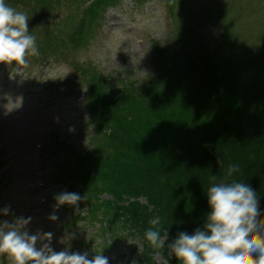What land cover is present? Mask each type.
<instances>
[{
	"label": "rangeland",
	"instance_id": "obj_1",
	"mask_svg": "<svg viewBox=\"0 0 264 264\" xmlns=\"http://www.w3.org/2000/svg\"><path fill=\"white\" fill-rule=\"evenodd\" d=\"M5 3L29 17V33L36 37V44L56 47H45L39 56L28 57L29 66L19 71L15 64H0V209L10 206L8 215L0 213V221L31 216L30 234L37 230L52 232L54 251L67 249L70 254L87 253L89 258L100 252L109 264H137L141 250L145 249L137 230L112 240V236H107L111 233L97 221L73 222L69 205L54 209V197L63 189L58 190L60 185L46 177L55 173V164L65 167L82 149V153L87 150L90 155L89 165L84 168H101L102 159L107 156L104 154L112 144L107 131L113 129L115 137L124 136V124L102 128L100 117L96 119L98 128L87 124L82 84L85 80L90 85L88 73L94 74L99 76L97 89L104 86L103 91L107 92L113 88L119 94L123 83L126 94L110 97L107 103H118L119 113L130 112L138 120H151L156 112L184 110L189 115L184 119L183 127L187 129L204 117H213V121L230 117L236 113L231 110L234 105L240 106L236 117H250L249 122L255 116L264 119V0H171L173 16L168 14L163 0H117L100 13L94 35L78 42H68L65 30L69 26H65L82 15V0H48L41 11L26 10L27 6L17 0ZM185 26L189 32H183L184 62L170 60V65L164 67V59L160 58L168 54H152L155 42H169L172 31L181 32ZM220 30L226 37L229 53L222 55L221 65L215 66L210 58L221 56L216 51H224L225 46L219 40ZM57 46L62 56L54 58L59 51ZM215 47L203 56L205 50ZM178 64L190 68L187 72L183 71L186 68L176 70ZM10 74H14L12 79ZM147 89L150 93H145ZM196 90L201 95H194ZM92 100L95 111L102 115V107L97 106L100 101L95 95ZM121 117L120 113V120ZM58 141L63 145L48 150V143ZM115 147L118 150V145ZM147 157L134 151L136 162ZM93 182L97 185L98 180L93 177ZM2 184L9 205L3 199ZM100 197L114 200L109 193ZM137 199L144 201L140 196ZM79 209L84 213L85 205ZM52 214L58 219L49 220ZM149 248L152 259L164 264L162 254ZM0 264L12 262L7 256H0Z\"/></svg>",
	"mask_w": 264,
	"mask_h": 264
},
{
	"label": "trees",
	"instance_id": "obj_2",
	"mask_svg": "<svg viewBox=\"0 0 264 264\" xmlns=\"http://www.w3.org/2000/svg\"><path fill=\"white\" fill-rule=\"evenodd\" d=\"M69 1L75 2V0ZM86 1L88 0H82V3ZM163 1L167 3L168 14L172 15L171 0ZM17 2L27 6L26 10L41 11L48 0H17ZM115 2L117 0H90L85 5L82 15L76 20L72 19L69 25L65 26V28L69 26L66 30L64 28L68 42H78L85 36L93 34L97 29L100 13L107 5ZM172 32L173 36L169 42H155L152 50V54L157 51L168 54L160 58L164 59V67L170 65V60L183 61L182 56L186 49L183 32H189L187 27L185 26L181 32L175 30ZM65 36L63 40L66 42ZM190 36L194 37L193 33L190 32ZM219 40H223L226 47L224 46V51H216L221 56L210 58V63L213 61L215 66L221 65L222 55L226 56L225 53H229L222 30L219 31ZM42 45L37 44L40 54L45 47H56L51 44ZM216 48L211 51L205 50L203 56ZM56 50H59L58 46ZM58 52L54 58L62 56L61 51ZM181 68L186 66L183 64L176 66V70ZM189 68L183 71L187 72ZM88 75L90 85L84 80L87 124L90 122L93 127L98 128L96 119L100 117L103 120L102 128L109 127L113 123L118 126L124 124L126 127H122L123 138L115 137L113 129L107 131L112 144L104 154L107 156L102 159L103 169L94 167L93 170L87 171L84 167L89 165L87 159L90 155L87 150L82 153V149L65 164V167L61 163L54 162L55 173L48 178L66 186L61 192H76L87 197L86 201H81L79 204V206L85 205L84 213L77 212L71 206L73 222L79 219H84L88 223L97 221L101 227H105L108 233H111L107 236H112V240L117 239L119 235L129 236L131 231L137 230L141 236V247L145 248L141 250L137 264H159L149 253L151 250L149 247L152 246L146 240L145 232L152 227L150 221L160 216L161 235L163 236L164 230L168 228V239L165 247L157 250L164 257V264H181L175 255L171 254L167 244L171 243L179 232L192 234L198 227L203 230L206 216L210 211L206 195L211 186L210 176L215 175L217 181L223 179L229 164L239 165L240 171L233 174V179L248 184L257 193L261 216L264 218L263 118L255 116L249 122L250 117H236L240 106L234 105L231 110L236 113L230 117H220L217 121L210 119L213 117H204L200 123L189 124L187 129L183 126L186 125L184 119L189 115L184 110L156 112L151 120L147 118L138 120L133 118L130 112L126 114L123 111L120 112L122 116L120 120L118 103L110 105L107 102L110 97L126 94L124 84L120 83L122 91L119 94H115L113 88L109 90L106 88L108 91L105 92L104 86L97 89L99 76L90 73ZM230 77L233 88V78ZM155 81L156 79L151 81L148 86ZM71 88L73 91V84ZM227 90L230 91L229 88ZM145 93H150V90L147 89ZM94 95L100 101L97 106L102 107V115L94 109L96 107L92 100ZM194 95L201 93L196 90ZM215 96L216 94L213 93L212 97ZM182 119L183 122L180 124ZM91 138L98 139L95 136ZM48 144V150H52L55 146L63 145V142ZM115 144L118 145V150ZM137 150L148 157L144 161L136 162L134 151ZM93 177L98 180L97 185L94 184ZM103 193H109L114 200L101 198L100 195ZM139 196L143 197V202L137 201ZM104 244L108 243L104 242Z\"/></svg>",
	"mask_w": 264,
	"mask_h": 264
},
{
	"label": "clouds",
	"instance_id": "obj_3",
	"mask_svg": "<svg viewBox=\"0 0 264 264\" xmlns=\"http://www.w3.org/2000/svg\"><path fill=\"white\" fill-rule=\"evenodd\" d=\"M28 19L25 13L0 0V64H15L17 71L29 66L28 57L40 55L36 37L29 33ZM20 106L21 102L17 108ZM239 171V165L229 164L223 179L217 181L215 175L210 176L211 186L206 193L210 211L203 230L198 227L192 234L179 232L167 244L181 264H264V218L258 195L248 184L233 179ZM54 199V209L67 204L79 212L80 202L87 197L65 191ZM9 210L10 206H5L0 213L8 215ZM48 219L55 221L58 217L52 214ZM31 221V216L0 221V256H7L12 264H109L100 252L89 258L87 253L70 254L67 249L54 251L53 233L37 230L30 234ZM150 224L146 240L155 249L164 248L168 228L162 236L160 216Z\"/></svg>",
	"mask_w": 264,
	"mask_h": 264
}]
</instances>
